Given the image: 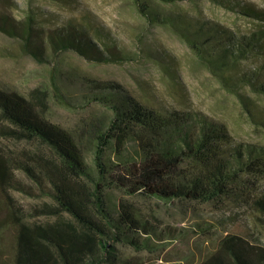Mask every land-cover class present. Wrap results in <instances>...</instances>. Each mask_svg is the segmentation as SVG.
<instances>
[{
	"label": "trees",
	"instance_id": "1",
	"mask_svg": "<svg viewBox=\"0 0 264 264\" xmlns=\"http://www.w3.org/2000/svg\"><path fill=\"white\" fill-rule=\"evenodd\" d=\"M57 1L73 5V0ZM133 2L149 23L170 24L181 32L229 90L239 92L249 83L264 94V59L248 70L241 67L251 58H264V9L242 4L241 12L259 24L239 32L208 19L165 12L149 0ZM15 5V0H0V31L18 39L22 50L40 62L67 50L97 63H124L145 52L169 66L166 54L151 46L136 51L119 46L89 16L43 26L34 6L18 17L10 11ZM73 76L82 97L108 109L107 119L69 128L47 117L45 90L35 88L27 95L0 85V134L42 147L11 153L0 148V190L7 201L3 224L16 229L12 264H119L126 260L117 252L119 242L154 249L166 238L179 237L177 229L161 227L131 202L113 201L109 187L166 201L239 200L264 223V186L258 183L264 179L263 144L237 141L225 121L202 110L160 109L127 93L117 81L63 74L59 68L52 75L54 95L65 105L72 103L67 92ZM85 141L92 146L94 167ZM108 150L113 157H107ZM16 190L50 200L35 205L30 220L12 195ZM43 216L51 219H37ZM197 224V231L213 226ZM198 264H264V241L255 230L228 232Z\"/></svg>",
	"mask_w": 264,
	"mask_h": 264
},
{
	"label": "rangeland",
	"instance_id": "2",
	"mask_svg": "<svg viewBox=\"0 0 264 264\" xmlns=\"http://www.w3.org/2000/svg\"><path fill=\"white\" fill-rule=\"evenodd\" d=\"M15 1L17 5L10 10L12 13L23 17L26 9L34 6L43 26L89 16L95 24L102 25L110 35L115 36L119 46L134 51L139 50L140 45L151 46L166 54L169 66L146 56L145 52L137 59L124 63H97L75 50L51 55L50 60L44 63L26 54L18 39L0 31V85L27 95L35 88L45 90L48 94L46 115L51 120L77 129L82 121L105 120L109 113L104 105L82 97L81 84L76 76L71 77L70 82L67 80L70 83L67 94L72 103L65 105L58 101L54 95L52 75L60 68L63 74L80 73L117 81L127 93L160 109L202 110L225 121L237 141L264 145V94L256 92L249 83L241 86L239 92L229 90L181 32L170 24L149 23L133 0H73L70 6L57 0ZM149 2L165 12L188 15L193 19H208L211 24H223L239 32L250 31L259 24L241 12L242 4L264 9V0ZM96 39L102 41L99 36ZM263 59L251 58L241 67L248 70ZM85 146L87 160L94 167L92 146L88 141H85ZM0 148L10 153L21 149L42 151L36 142L17 141L2 134ZM113 154L112 150L107 151V157H113ZM17 173L30 182L25 174L20 171ZM258 183L264 186V179ZM107 192L113 201H129L153 222L159 223L161 227H173L180 233L178 238H166L167 242L154 249L138 250L129 244L117 243V252L126 259L119 264H198L216 247L222 236L244 228L255 230L264 241V223L259 221L258 213L239 200L225 197L207 202L166 201L141 194H128L117 187H109ZM12 195L30 220L35 219L31 215L35 205L50 200L46 196H32L18 190L12 191ZM6 204L5 194L0 190V264H12L14 254L16 229L11 224H3ZM37 219L48 220L51 217ZM202 222L213 226L207 231H197V223Z\"/></svg>",
	"mask_w": 264,
	"mask_h": 264
}]
</instances>
